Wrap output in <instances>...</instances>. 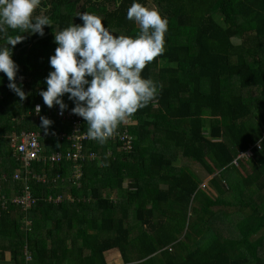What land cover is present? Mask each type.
I'll return each instance as SVG.
<instances>
[{
    "label": "trees",
    "instance_id": "obj_1",
    "mask_svg": "<svg viewBox=\"0 0 264 264\" xmlns=\"http://www.w3.org/2000/svg\"><path fill=\"white\" fill-rule=\"evenodd\" d=\"M67 1L42 0L39 10L50 6L45 16L52 21L44 26L46 37L33 42L40 36L35 33L8 47L19 68L15 82L27 99L20 100L0 73V183L9 200L25 183L11 179L18 169L8 146L11 132L43 135L46 155L67 145L51 136L70 131L69 122L58 120L57 105L48 108L39 94L53 71V33L82 26L79 16L93 8L88 13L101 16L114 35L135 37L139 27L127 19V10L147 2ZM152 1L168 21L166 50L142 72L159 94L130 118L132 149L118 150L120 141L86 143L83 151L101 157L82 165L79 187L68 181L70 161L34 163L31 172L47 181L28 182L36 203L26 212L8 202L0 207V263L264 264V235L252 240L264 228V140L260 149L255 146L264 132V0ZM77 2H83L80 8ZM28 33L9 29L0 44ZM62 99L72 111L68 94ZM36 105L40 117L52 121L47 130L34 115ZM250 148L247 162L237 158ZM190 163L212 176L214 195L198 188ZM64 194L71 200L46 202L49 195Z\"/></svg>",
    "mask_w": 264,
    "mask_h": 264
},
{
    "label": "clouds",
    "instance_id": "obj_2",
    "mask_svg": "<svg viewBox=\"0 0 264 264\" xmlns=\"http://www.w3.org/2000/svg\"><path fill=\"white\" fill-rule=\"evenodd\" d=\"M41 2L0 0V34L6 35L11 29L43 36L44 26H52V21L47 16L34 18ZM79 17L82 26L71 24L53 33L58 45L50 57L53 71L46 78L47 90L39 94L48 108L58 105L61 115L67 108L62 97L68 94L75 104L72 114L87 122L86 136L105 144L121 124L158 96L156 82L143 78L142 72L164 54L168 21L155 7L134 2L127 10V19L138 25L139 32L131 37L114 35L97 14L85 12ZM23 39L24 36H8L7 44L15 47ZM12 55L11 48L0 50V73L7 76L9 89L23 101L27 95L15 82L19 68ZM35 111L40 113V105ZM40 119L47 130L52 121L43 116Z\"/></svg>",
    "mask_w": 264,
    "mask_h": 264
},
{
    "label": "built area",
    "instance_id": "obj_3",
    "mask_svg": "<svg viewBox=\"0 0 264 264\" xmlns=\"http://www.w3.org/2000/svg\"><path fill=\"white\" fill-rule=\"evenodd\" d=\"M36 108V107H35ZM35 117L40 115L34 110ZM55 117L60 121H68L70 124V131H58L52 134V138L58 142L67 141L66 147L62 151L52 152L50 154L43 153V147L40 144V138L43 135L35 131H21L19 134L11 132L8 135V146L11 150V156L18 163V169L15 170L12 174V181L23 180L25 181L24 187L21 189V194H15L12 198L6 199L3 194L1 183H0V207L6 209L7 202L9 204L19 207L22 211L26 212L30 209L35 203L36 198H34L30 192L29 181L31 179L36 180L37 182H46V175H37L31 172V168L34 163L50 162L52 164L60 163L62 161H70L71 174L68 176V181L73 185L79 187V180L81 178V169L82 165L87 161H94L95 159H100V154L95 153L94 151L86 150L83 151L86 143L96 142L89 139L86 136V131L83 130L82 125L86 122L82 117L72 114L71 110H64L63 114H60V108L57 105L54 110ZM131 123L129 119L124 125V129L120 133H116L111 137L109 142H121V147L118 150L129 152L132 149V137L127 130V126ZM68 132V133H67ZM261 139H264V132ZM259 140L255 146L257 149H260ZM251 154V148L245 152L239 153L237 158H247V154ZM111 151L107 150L106 155L111 156ZM4 177V176H3ZM1 180V178H0ZM206 184L200 185V188H205ZM71 196L68 194L58 195L56 197L48 196L46 202L53 204H60L63 200H71ZM25 226L29 225V222L23 218Z\"/></svg>",
    "mask_w": 264,
    "mask_h": 264
},
{
    "label": "rangeland",
    "instance_id": "obj_4",
    "mask_svg": "<svg viewBox=\"0 0 264 264\" xmlns=\"http://www.w3.org/2000/svg\"><path fill=\"white\" fill-rule=\"evenodd\" d=\"M81 4H79L78 6H80ZM147 7H155L156 9L158 8V5L153 1L152 2V0H148V6ZM49 10V8L48 7H46V9L44 8V9H41V10H39V8L36 10V11H40L38 14H40V16H45L46 15V13H48V12H46V11H48ZM131 23H132V25L133 26H135V27H138V25H136L135 24V22L134 21H131ZM27 38V37H26ZM37 38V37H36ZM35 39V38H34ZM34 39L32 40L33 42H34ZM237 42V41H236ZM23 46H26V44H23L21 47H19L17 50H19L20 48H22ZM252 98H254V97H252ZM254 101H256V99H254ZM203 115L204 116H206L207 115V112H204L203 113ZM262 116H264V114L262 115ZM251 156V154L249 153V154H247L246 155V157L247 158H245V159H248L249 157ZM248 160H245V162H247ZM247 164V163H246ZM189 166H190V168H191V171L192 172H194L196 175H197V177H198V180L200 179V184L199 185H202V184H206V187L204 188V190L206 191V192H208V193H211V195H214V191L212 190V189H210V187H209V184H208V182H209V179H210V177H211V175L210 176H208V175H206V173H205V171L199 166V165H197V164H195V163H190L189 164ZM240 170V169H239ZM264 235V228L261 230V232L258 234V235H256V236H254V238H252V240H256V241H259L260 239H262V236ZM108 264H113L110 260H109V263ZM115 264V263H114Z\"/></svg>",
    "mask_w": 264,
    "mask_h": 264
},
{
    "label": "flooded vegetation",
    "instance_id": "obj_5",
    "mask_svg": "<svg viewBox=\"0 0 264 264\" xmlns=\"http://www.w3.org/2000/svg\"><path fill=\"white\" fill-rule=\"evenodd\" d=\"M74 2V1H76V0H68L67 2H68V4L70 3V2ZM153 2V1H152ZM79 4H81L80 6H78ZM82 4H83V2H77V4H76V7L77 8H80L81 6H82ZM101 6V3L100 2H97V3H95L94 4V7H100ZM148 6V0H147V2H146V7ZM49 8H50V6H48ZM104 7L105 8H107L108 10L110 9V4H108L107 2H105L104 3ZM93 11V8H88L87 9V12H92ZM27 36H29V33L28 34H26ZM23 36V35H22ZM28 44H30L29 42H27ZM27 43H25V44H27ZM3 44V43H2ZM4 44H6V43H4ZM1 45V44H0ZM9 46H11V45H8L6 48H8Z\"/></svg>",
    "mask_w": 264,
    "mask_h": 264
},
{
    "label": "water",
    "instance_id": "obj_6",
    "mask_svg": "<svg viewBox=\"0 0 264 264\" xmlns=\"http://www.w3.org/2000/svg\"><path fill=\"white\" fill-rule=\"evenodd\" d=\"M33 34H34V33H31V32H30V33H29V36H31V35H33ZM48 34H49V33H48ZM46 35H47V34H46ZM46 35L38 36L37 38L34 39V42H36V41H38V40H40V39L46 37ZM23 36H24V39H26L27 35H23ZM24 39H23V40H24ZM8 45H9V44H7V43H6V44H4V43L1 44V45H0V50H3V49L6 48ZM27 45H29V44L27 43L26 46H27ZM11 46H12V45H11Z\"/></svg>",
    "mask_w": 264,
    "mask_h": 264
},
{
    "label": "crops",
    "instance_id": "obj_7",
    "mask_svg": "<svg viewBox=\"0 0 264 264\" xmlns=\"http://www.w3.org/2000/svg\"><path fill=\"white\" fill-rule=\"evenodd\" d=\"M211 177H212V176H211ZM211 177H210V178H211ZM198 188H199V187H198ZM114 263H115V264H118V263L116 262V260L113 261V264H114ZM0 264H10V263H8V262H7V263H6V262H3V263H0Z\"/></svg>",
    "mask_w": 264,
    "mask_h": 264
}]
</instances>
